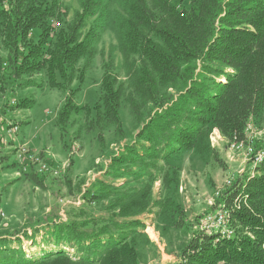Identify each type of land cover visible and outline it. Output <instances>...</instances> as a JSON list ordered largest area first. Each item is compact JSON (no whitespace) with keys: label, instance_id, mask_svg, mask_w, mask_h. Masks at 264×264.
Segmentation results:
<instances>
[{"label":"trees","instance_id":"trees-1","mask_svg":"<svg viewBox=\"0 0 264 264\" xmlns=\"http://www.w3.org/2000/svg\"><path fill=\"white\" fill-rule=\"evenodd\" d=\"M106 1L82 0L67 21L60 0H0V39L7 52L6 57L0 56V90H6L10 81L43 73L50 88L65 94L57 115L62 136L72 115L84 111L86 130L98 128L101 145L105 126L114 125L116 133L124 135L123 92L111 73L113 61L104 65L102 94L94 106L77 105L75 95L87 68L79 70L78 64L95 56L100 35L95 25L87 28V22L99 15ZM118 4L122 13L114 24L132 89L128 101L136 122H143L139 138L150 145H143L148 158L127 145L113 158L111 170L128 162L149 170L155 165L151 156L162 151L163 159L180 150L200 153L212 128L227 141L241 140L247 121L264 116V0H118ZM75 80L80 87L73 89ZM170 89L180 91L171 97ZM32 104V99L24 98L17 106ZM73 165L70 160L66 177ZM24 174L47 189L43 180L47 175ZM164 181L172 183L169 174ZM149 194L145 187L134 195L117 197L107 207L117 211L96 231L87 229L93 219L82 208L70 221L63 220L65 224L56 223L57 232L78 243L108 237V247L98 259L59 249L5 264H141L136 248L123 234L126 226L117 217L143 213ZM163 204L170 209L174 205L169 199ZM75 206L67 205L65 213ZM220 206L230 212L233 236L198 228L181 250L179 264H264V163L254 176L226 187L211 209Z\"/></svg>","mask_w":264,"mask_h":264},{"label":"rangeland","instance_id":"rangeland-1","mask_svg":"<svg viewBox=\"0 0 264 264\" xmlns=\"http://www.w3.org/2000/svg\"><path fill=\"white\" fill-rule=\"evenodd\" d=\"M60 2L67 12L66 20L71 21L82 0ZM121 13L118 0H107L99 15L87 22V28L90 24L95 25L100 35L94 44L95 56L88 62L83 59L78 64L79 70L85 65L87 68L75 102L80 106H94L100 100L104 65L112 60L111 73L117 79L116 86L123 92L120 115L124 135H118L114 125L105 126L104 144L101 145L97 136L99 129L86 130L84 111L72 115L65 134H59L66 144L65 154L56 160L46 155L61 168L58 175L51 173L43 177L44 183L51 185L47 192L30 181L9 184L17 175L14 170L16 164L0 168V264L28 261L59 249L71 256L98 259L108 247V237L101 241L78 243L69 240L67 234L57 232L58 222L65 224L63 220L70 221L76 209L82 208L93 219L87 229L96 231L105 221L110 222L112 211H117L115 208L107 209L108 205L113 204L117 197L134 195L145 187L150 189L146 210L130 218L117 217L126 226L123 234L136 248L141 264H179L181 250L193 231L198 230L199 219L218 209L213 211L211 206L216 200L215 192L224 185L226 178L234 175L236 181L250 176L251 168L245 161L244 153L232 152L229 141L216 128L211 129L207 147L200 153L180 150L163 159L162 151L151 156L155 165L149 170L140 165L131 166L130 162L118 170L110 169L113 158L119 157L127 145L146 158L148 151L143 145H150L139 138L143 122H136L128 101L132 89L114 24ZM45 84L43 73L21 78L18 87L23 90L31 86L30 90L24 91L33 100V104L23 108L22 116L18 118L21 128L32 124L34 129L47 119H53L57 125L58 108L63 105L65 94L48 85L43 89ZM72 87H80L79 81L75 80ZM179 91L168 90L171 97L177 96ZM3 92L5 89L0 90L1 94ZM5 110L7 112L9 109ZM9 111L18 112L20 109L15 107ZM94 116L95 112L92 118ZM257 120L254 118L257 125H264V116ZM54 145L52 149L55 150ZM58 153L62 154L60 151ZM4 159L5 156H0V161ZM70 160L74 163L70 170L73 182L67 186L66 181L70 180V176L68 174L66 177V173ZM166 174L172 179L171 184L164 181ZM80 199L84 200L82 205L76 204L69 212L62 214L60 206ZM168 199L174 204L171 209L163 204ZM65 214L67 219L61 220Z\"/></svg>","mask_w":264,"mask_h":264},{"label":"built area","instance_id":"built-area-1","mask_svg":"<svg viewBox=\"0 0 264 264\" xmlns=\"http://www.w3.org/2000/svg\"><path fill=\"white\" fill-rule=\"evenodd\" d=\"M17 105L18 100L15 98L6 103L9 110L17 107ZM7 112L0 114V141L5 145H9V140L14 138L21 130L20 122L10 117ZM229 148L232 152L244 153L245 161L251 168L250 176H254L258 167L264 163V125H257L254 118L251 117L245 126L243 139L229 141ZM13 149L15 161L22 173L33 171L39 175L51 173L58 175L61 171V168L57 167L58 165L54 161H51L46 155L33 150L27 145L14 146ZM233 182L234 175L228 176L224 185L215 192V197H220L225 188L231 186ZM239 198L236 200L237 204L242 200V197ZM229 221V210L220 206L215 212L205 214L200 219L199 228L206 233L215 232L220 233L222 236L230 237L233 236L234 231Z\"/></svg>","mask_w":264,"mask_h":264},{"label":"crops","instance_id":"crops-1","mask_svg":"<svg viewBox=\"0 0 264 264\" xmlns=\"http://www.w3.org/2000/svg\"><path fill=\"white\" fill-rule=\"evenodd\" d=\"M0 56H3V57L7 56V52L2 46L1 39H0ZM20 82H21V79L15 83L10 81L5 92H3L4 94L0 93V114H3L6 112V110H5V108H7L6 103L9 100L15 98L20 102L24 98H28V94H26L25 91L30 90L31 86L27 87L26 89L24 88L23 90H21L18 87V84ZM44 87H47V84H45L43 86V89H44ZM32 88H34V87H32ZM18 108L20 109V111H18V112L8 111L7 114L10 117L18 120L19 116H22V113L24 110L23 108H20V107H18ZM55 122L56 121H54L53 119L52 120L47 119L46 122H44L43 124H40L39 126L35 127L34 129L32 127V124L24 125L21 128L20 132L14 138L9 140V145H5V144L1 143V141H0V156H6L7 157V159H4V161L2 160V162L0 163V168H3L6 165L12 164V162H14V163L16 162L15 156H14V149H13L14 146L27 145L28 147L32 148L35 151L43 152V154L47 155L51 159L53 158L54 160H56V158L58 156L65 154L66 150L64 147H66V144L64 141L62 142V139H61L62 132L60 131V128L57 125H55ZM60 133H61V135H59ZM53 145L55 147V150H54V148L52 149ZM56 150L58 152L60 151L62 154L56 152ZM72 167L73 166H71V168ZM71 168H70V170H71ZM14 170L16 171V174L18 175V177L16 175L15 179L13 181H10L9 184H12V183L14 184L15 182L26 183L29 181L32 184L34 183L31 180H29L28 178H26L20 174L21 172H20L18 165L14 168ZM69 172H70L69 173L70 180L73 182L71 171H69ZM45 185L47 186V189L46 190L41 189V190L47 192L48 190H50L51 185H48L47 183H45ZM38 188H40V187H38ZM83 201H84L83 199L78 200V202H75V200L69 201L70 203H68L64 206H61L62 214L65 213V210L68 208V207H66L67 205L70 206L72 204H74V205L77 204V206H80V205H82ZM58 211H59V209H58ZM62 219H67L66 214H65V216L62 215L61 220Z\"/></svg>","mask_w":264,"mask_h":264}]
</instances>
